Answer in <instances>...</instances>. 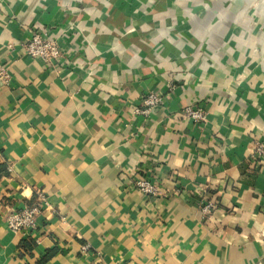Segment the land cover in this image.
Listing matches in <instances>:
<instances>
[{
    "label": "crops",
    "instance_id": "1",
    "mask_svg": "<svg viewBox=\"0 0 264 264\" xmlns=\"http://www.w3.org/2000/svg\"><path fill=\"white\" fill-rule=\"evenodd\" d=\"M28 29L70 64L22 55ZM2 64L0 264H264V0H0Z\"/></svg>",
    "mask_w": 264,
    "mask_h": 264
},
{
    "label": "built area",
    "instance_id": "2",
    "mask_svg": "<svg viewBox=\"0 0 264 264\" xmlns=\"http://www.w3.org/2000/svg\"><path fill=\"white\" fill-rule=\"evenodd\" d=\"M61 37H57L46 31L45 29L33 30L28 29V36L21 41L20 51L22 55L30 59H40L48 67L52 69H59L61 66L69 65L70 62L63 49V41ZM0 80L7 82L9 80V73L7 65H0ZM165 97L160 92H147L142 99L145 109H135L136 113H144L157 107V105ZM182 115L194 123L198 124L205 120V113L202 109L196 107H186L182 111ZM251 160H260L264 157V142L256 141L253 150L250 154ZM131 173L136 171V168L128 169ZM133 187L139 192L156 196L160 194V189L151 183L144 175L134 174L132 177ZM44 196L40 195L39 203L33 206H26L19 209L10 210L5 214V222L7 228L12 233L22 234L30 229L36 227L35 218L41 211L45 203ZM216 204V200L212 197L205 202L203 210L208 213Z\"/></svg>",
    "mask_w": 264,
    "mask_h": 264
},
{
    "label": "trees",
    "instance_id": "3",
    "mask_svg": "<svg viewBox=\"0 0 264 264\" xmlns=\"http://www.w3.org/2000/svg\"><path fill=\"white\" fill-rule=\"evenodd\" d=\"M6 173V166L4 164H0V175ZM29 247V245H28ZM54 253V250H50L46 253V255L44 256L43 261H46L47 259H49Z\"/></svg>",
    "mask_w": 264,
    "mask_h": 264
}]
</instances>
